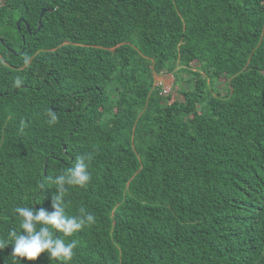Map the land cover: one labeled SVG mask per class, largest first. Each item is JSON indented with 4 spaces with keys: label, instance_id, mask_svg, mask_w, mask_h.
<instances>
[{
    "label": "trees",
    "instance_id": "trees-1",
    "mask_svg": "<svg viewBox=\"0 0 264 264\" xmlns=\"http://www.w3.org/2000/svg\"><path fill=\"white\" fill-rule=\"evenodd\" d=\"M78 155L70 264H264V0H0V239Z\"/></svg>",
    "mask_w": 264,
    "mask_h": 264
},
{
    "label": "clouds",
    "instance_id": "clouds-1",
    "mask_svg": "<svg viewBox=\"0 0 264 264\" xmlns=\"http://www.w3.org/2000/svg\"><path fill=\"white\" fill-rule=\"evenodd\" d=\"M22 84V79L18 77L15 86L21 87ZM48 116L49 124L57 122L58 116L55 112L49 110ZM89 160L87 155H78L66 171L49 177V181L57 190L52 196L51 212L43 208L36 210L33 204L15 207L19 229L10 230L7 239H0V250L11 245L12 257L16 258L17 264L20 259L35 261L41 254H46L50 262L56 260L60 264H70L77 242L66 241L61 234L63 237H72L96 221L94 214L85 208L79 209L78 215L66 214L65 193L71 186L86 188L91 180ZM56 233L60 235L57 236Z\"/></svg>",
    "mask_w": 264,
    "mask_h": 264
},
{
    "label": "rangeland",
    "instance_id": "rangeland-1",
    "mask_svg": "<svg viewBox=\"0 0 264 264\" xmlns=\"http://www.w3.org/2000/svg\"><path fill=\"white\" fill-rule=\"evenodd\" d=\"M156 85H161L165 92H169L172 88L173 79L170 74H165L163 76L156 77L155 76Z\"/></svg>",
    "mask_w": 264,
    "mask_h": 264
},
{
    "label": "water",
    "instance_id": "water-1",
    "mask_svg": "<svg viewBox=\"0 0 264 264\" xmlns=\"http://www.w3.org/2000/svg\"><path fill=\"white\" fill-rule=\"evenodd\" d=\"M45 11H46V10H41V12H40V14H39V25H38V27H37V30H38L39 27H40V18H41L42 14H43ZM20 21H21V19H19V20L17 21V26L19 25ZM26 28H27V25H26ZM27 29H28V28H27Z\"/></svg>",
    "mask_w": 264,
    "mask_h": 264
},
{
    "label": "built area",
    "instance_id": "built-area-1",
    "mask_svg": "<svg viewBox=\"0 0 264 264\" xmlns=\"http://www.w3.org/2000/svg\"><path fill=\"white\" fill-rule=\"evenodd\" d=\"M161 86V85H160ZM162 87V86H161ZM168 92L166 91L165 92V90L162 88V95H166Z\"/></svg>",
    "mask_w": 264,
    "mask_h": 264
}]
</instances>
